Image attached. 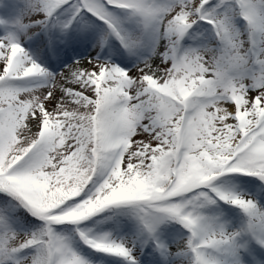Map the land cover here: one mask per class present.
Wrapping results in <instances>:
<instances>
[{
	"label": "snow or ice",
	"instance_id": "obj_1",
	"mask_svg": "<svg viewBox=\"0 0 264 264\" xmlns=\"http://www.w3.org/2000/svg\"><path fill=\"white\" fill-rule=\"evenodd\" d=\"M0 264H264V0H0Z\"/></svg>",
	"mask_w": 264,
	"mask_h": 264
}]
</instances>
